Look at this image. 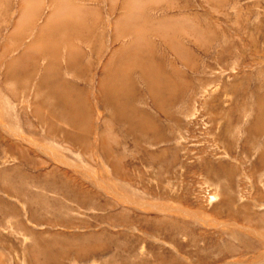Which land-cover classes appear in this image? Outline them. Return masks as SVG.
<instances>
[{
    "label": "rangeland",
    "instance_id": "obj_1",
    "mask_svg": "<svg viewBox=\"0 0 264 264\" xmlns=\"http://www.w3.org/2000/svg\"><path fill=\"white\" fill-rule=\"evenodd\" d=\"M263 251L264 0H0V264Z\"/></svg>",
    "mask_w": 264,
    "mask_h": 264
},
{
    "label": "bare ground",
    "instance_id": "obj_2",
    "mask_svg": "<svg viewBox=\"0 0 264 264\" xmlns=\"http://www.w3.org/2000/svg\"><path fill=\"white\" fill-rule=\"evenodd\" d=\"M49 7H50V6H49ZM50 17H51V16H50ZM120 17H121V16H120ZM49 23H50V22H49ZM46 24H47V23H46ZM117 27H118V26H117ZM56 33H57V32H56ZM78 37H79V36H78ZM50 49H51V48H50ZM51 50H52V49H51ZM51 50H50V51H51ZM67 102H68V101H67ZM149 206H150V205H149ZM263 252H264V251H263ZM261 257L264 258V256H261Z\"/></svg>",
    "mask_w": 264,
    "mask_h": 264
}]
</instances>
